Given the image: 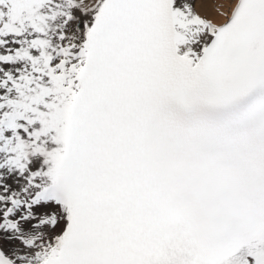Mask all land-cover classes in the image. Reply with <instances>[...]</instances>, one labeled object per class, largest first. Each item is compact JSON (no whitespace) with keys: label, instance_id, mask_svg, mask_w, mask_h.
<instances>
[{"label":"snow or ice","instance_id":"obj_1","mask_svg":"<svg viewBox=\"0 0 264 264\" xmlns=\"http://www.w3.org/2000/svg\"><path fill=\"white\" fill-rule=\"evenodd\" d=\"M0 264H264V0H0Z\"/></svg>","mask_w":264,"mask_h":264}]
</instances>
